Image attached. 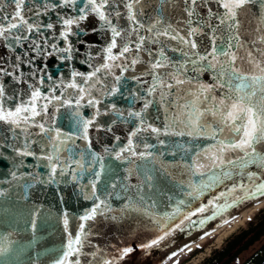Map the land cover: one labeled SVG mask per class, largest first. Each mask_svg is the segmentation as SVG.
I'll return each mask as SVG.
<instances>
[{
	"label": "snow or ice",
	"instance_id": "snow-or-ice-1",
	"mask_svg": "<svg viewBox=\"0 0 264 264\" xmlns=\"http://www.w3.org/2000/svg\"><path fill=\"white\" fill-rule=\"evenodd\" d=\"M0 50V223L30 226L0 233V264H95L112 200L191 230L264 195V0H0ZM51 186L82 213L28 203Z\"/></svg>",
	"mask_w": 264,
	"mask_h": 264
},
{
	"label": "water",
	"instance_id": "water-1",
	"mask_svg": "<svg viewBox=\"0 0 264 264\" xmlns=\"http://www.w3.org/2000/svg\"><path fill=\"white\" fill-rule=\"evenodd\" d=\"M0 53H2V50H0ZM58 123H60L59 120ZM63 123L66 125L67 121L65 120L63 121ZM8 134L9 133L7 126H0V137H3ZM6 172H7V168L4 165L0 164V177H3L6 174ZM233 182L236 183L237 185L243 182L244 185L246 186V189L248 187H251V185L246 179L241 181V178L239 176H236ZM226 186L231 188L232 183H228ZM241 195H243V193H241ZM7 199L8 198L6 197L0 198V203H3ZM32 202L42 204L45 207L49 205H54L61 209H66L70 217H77L83 211L80 202H78L75 199L74 195L66 194L65 203L57 205L55 186H51L47 188H42V187L36 188L32 192V201H29L28 203H32ZM110 203H112L114 211L109 213L106 217L100 218L98 222L95 225H93L92 235L90 240H91V244L95 247L97 251L99 260H103L105 258L110 259L115 257L117 252L126 246L134 247L133 253L124 260L119 261V264L127 260H129V264H135V259L137 258V255L146 252L162 243H165L179 235H181L180 237H182L207 227H216L222 222V219L225 220L226 218L231 216L232 211L235 209V208L231 209L228 213L224 215L223 218L218 217L216 220L209 222L202 229L194 228L189 230L187 223L182 225L181 229H176V224H179L180 218H177L175 221H162L161 227L157 228L154 223H149L147 221V217L137 216L136 218H133V216L122 214L120 212V209L122 207L121 201L112 200L110 201ZM184 211L186 212L187 210ZM55 216L56 213H53V218L49 222L52 225V227L47 228V231L50 234V238L46 241V247L48 249V253H54L61 246L65 235L62 230V224H60L55 219ZM75 224H76L75 220H70V228H74ZM28 227L30 226H27L26 222L23 219L19 220L18 223H14L11 226H9L6 223H0V233H6L8 231H20L23 233L27 230ZM165 227L168 228V232L170 233L169 235H166L163 240H160L157 245L151 248L143 247V245L145 244H151V241L153 239L159 240L160 236L165 235L163 231ZM173 229H175V231H173ZM180 237H177V240H179ZM13 238L19 240L22 239L23 237L14 236ZM161 247L162 246L157 247L156 250L153 252V254ZM99 260L96 261L95 264H99ZM149 262L150 260H148V264ZM20 264H28L27 255H23L20 257ZM31 264H51V260L48 258V254L42 251L40 260L39 261L33 260Z\"/></svg>",
	"mask_w": 264,
	"mask_h": 264
},
{
	"label": "rangeland",
	"instance_id": "rangeland-1",
	"mask_svg": "<svg viewBox=\"0 0 264 264\" xmlns=\"http://www.w3.org/2000/svg\"><path fill=\"white\" fill-rule=\"evenodd\" d=\"M244 202L239 205L240 207L236 209L231 216L225 219L227 222L221 223L219 226L214 228V230L213 228L210 229L207 227L187 234L186 236H179V240L175 238L165 244H162L163 246L154 254L153 252L157 247L152 249L151 253H148L149 255L145 257L141 264H148V260H150L149 264H195L201 261L202 258L207 256L211 252V249L217 247L225 237L236 230L239 226L245 224L247 220L256 218L264 208L263 200L255 207L249 209L240 218L237 214L249 204L248 202ZM218 238L219 240H216ZM201 244H204V246L200 251H193ZM246 254L247 253H245V255ZM143 256L144 254L139 257V261Z\"/></svg>",
	"mask_w": 264,
	"mask_h": 264
},
{
	"label": "trees",
	"instance_id": "trees-1",
	"mask_svg": "<svg viewBox=\"0 0 264 264\" xmlns=\"http://www.w3.org/2000/svg\"><path fill=\"white\" fill-rule=\"evenodd\" d=\"M203 246L201 244L193 251L198 252ZM196 264H264V208L256 218L247 220L231 232Z\"/></svg>",
	"mask_w": 264,
	"mask_h": 264
},
{
	"label": "bare ground",
	"instance_id": "bare-ground-1",
	"mask_svg": "<svg viewBox=\"0 0 264 264\" xmlns=\"http://www.w3.org/2000/svg\"><path fill=\"white\" fill-rule=\"evenodd\" d=\"M263 200H264V195H257L256 197H250V198L244 200V201H245L244 203H247V202H248L249 204H248L247 206H245L244 209H242V210L239 211V213L237 214L238 217L241 218V216H242L243 214H245L249 209L255 207L259 202H261V201H263ZM240 205H241V204H240ZM239 207H240V206L236 207V208L232 211V213H233L236 209H238ZM235 216H236V215H235ZM221 223H223V222H221ZM221 223H220V224H221ZM220 224H219V225H220ZM219 225H217V226H219ZM217 226H216V227H217ZM216 227H208V228H210V229L213 228V230H214V228H216ZM179 236H181V235H179ZM179 236H177V237H179ZM177 237H175V238H177ZM175 238H173V239H175ZM173 239H171V240H173ZM171 240H169V241H171ZM216 240H219V238L216 239ZM169 241H167V242H169ZM167 242H165V243H167ZM219 242H220V241H219ZM165 243H162V244H165ZM162 244H160V245L163 246ZM160 245H158V246H160ZM158 246H156V247H158ZM156 247H154V248H156ZM154 248H152V249H154ZM152 249H150V250H148V251H146V252H143V253L137 255V258L135 259V264H141V263L143 262V260L145 259V257L148 256V255L151 253ZM145 253H146V255H145ZM148 253H149V254H148ZM142 254H144V256H143L142 259H140V261H139V257H141ZM120 264H129V260L124 261V262H122V263H120Z\"/></svg>",
	"mask_w": 264,
	"mask_h": 264
}]
</instances>
